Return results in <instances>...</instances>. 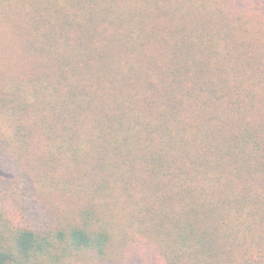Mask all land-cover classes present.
Wrapping results in <instances>:
<instances>
[{"label":"trees","instance_id":"16d2710c","mask_svg":"<svg viewBox=\"0 0 264 264\" xmlns=\"http://www.w3.org/2000/svg\"><path fill=\"white\" fill-rule=\"evenodd\" d=\"M0 24L26 53L0 264H264V0H0Z\"/></svg>","mask_w":264,"mask_h":264},{"label":"rangeland","instance_id":"374dc122","mask_svg":"<svg viewBox=\"0 0 264 264\" xmlns=\"http://www.w3.org/2000/svg\"><path fill=\"white\" fill-rule=\"evenodd\" d=\"M17 36L6 24H0V86L4 84V73L1 69V65L8 60L14 58L20 59L21 56H26V53L18 45ZM34 56L31 60H34ZM42 139H36L33 142L30 157L28 158L27 164H22V169L33 165L37 170L40 169V155L42 154ZM5 167L0 165V216L3 217H14L12 212L13 209H20V204L23 202L19 192L21 191V182L19 176L16 177L11 171L4 169ZM24 170V169H23ZM22 197H25L22 194ZM15 219V218H14ZM18 219V218H17Z\"/></svg>","mask_w":264,"mask_h":264}]
</instances>
